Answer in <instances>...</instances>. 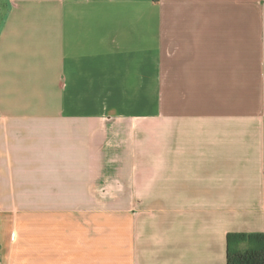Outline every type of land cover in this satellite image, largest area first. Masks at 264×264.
<instances>
[{
	"label": "crops",
	"instance_id": "obj_1",
	"mask_svg": "<svg viewBox=\"0 0 264 264\" xmlns=\"http://www.w3.org/2000/svg\"><path fill=\"white\" fill-rule=\"evenodd\" d=\"M231 232L264 234V0H0V264H227Z\"/></svg>",
	"mask_w": 264,
	"mask_h": 264
},
{
	"label": "trees",
	"instance_id": "obj_2",
	"mask_svg": "<svg viewBox=\"0 0 264 264\" xmlns=\"http://www.w3.org/2000/svg\"><path fill=\"white\" fill-rule=\"evenodd\" d=\"M227 242V264H264L263 233L231 232ZM240 244L245 246L240 248Z\"/></svg>",
	"mask_w": 264,
	"mask_h": 264
}]
</instances>
